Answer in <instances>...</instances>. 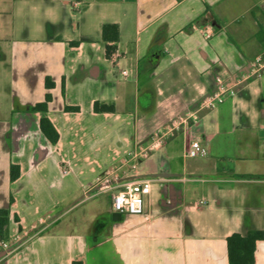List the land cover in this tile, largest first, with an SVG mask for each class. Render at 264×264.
I'll return each mask as SVG.
<instances>
[{"label":"crops","instance_id":"0c3cea01","mask_svg":"<svg viewBox=\"0 0 264 264\" xmlns=\"http://www.w3.org/2000/svg\"><path fill=\"white\" fill-rule=\"evenodd\" d=\"M104 24L118 26L111 57ZM263 48L264 0H0V210L25 237L0 264H229V235L264 232V72L135 170L125 159ZM193 141L206 154L190 156ZM112 168L152 180L143 215L95 192Z\"/></svg>","mask_w":264,"mask_h":264},{"label":"built area","instance_id":"2783aa9c","mask_svg":"<svg viewBox=\"0 0 264 264\" xmlns=\"http://www.w3.org/2000/svg\"><path fill=\"white\" fill-rule=\"evenodd\" d=\"M77 4V3H76ZM244 65L240 66V68ZM264 72V48L249 61L248 71L244 76L235 75L233 81L227 78V73L219 72L215 75V83L212 89L199 101L187 108V110L171 121L165 128L159 129L151 135L148 145L140 146L126 159L132 170L137 168L138 158H146L153 151L157 150L165 142L170 133H177L179 130L188 129L191 125L197 124L205 111L212 110L225 102L229 95L235 93V88L244 80L260 76ZM126 74V71L123 72ZM188 154L190 156L204 155L206 149L199 141L191 142ZM67 172V170H64ZM152 180H126L116 168L100 176L93 188L96 193L110 191L112 194V210L121 216L143 215L145 213V196L152 190ZM21 245L14 246L11 238H0V250L3 255L10 254Z\"/></svg>","mask_w":264,"mask_h":264},{"label":"trees","instance_id":"16d2710c","mask_svg":"<svg viewBox=\"0 0 264 264\" xmlns=\"http://www.w3.org/2000/svg\"><path fill=\"white\" fill-rule=\"evenodd\" d=\"M118 26L116 24H104L103 36L106 44V56L111 57L116 50L115 42L118 41ZM112 41L114 43L109 44ZM147 63V59H143L141 62L140 70H144V64ZM47 88L53 87V82L46 79ZM52 96L50 93L46 94L45 100L36 104L33 110L45 111L48 108V103L51 101ZM77 110V108H71ZM94 110L96 112L114 111L113 105L102 104L96 101L94 104ZM40 128L44 135L53 143L59 139V133L52 122L43 117L40 121ZM19 176V167H12V179H16ZM8 225H9V210H0V238L8 237ZM264 239V232L261 230H250L246 235L239 233H232L227 237L228 258L229 264H254L255 262V245L257 240ZM73 264H83L81 261H74Z\"/></svg>","mask_w":264,"mask_h":264},{"label":"rangeland","instance_id":"374dc122","mask_svg":"<svg viewBox=\"0 0 264 264\" xmlns=\"http://www.w3.org/2000/svg\"><path fill=\"white\" fill-rule=\"evenodd\" d=\"M110 192V191H108ZM103 193H106V192H103ZM103 193H100V194H103ZM108 194L107 195H104L102 198H101V202H103V204L106 206V208L109 206V203H108ZM7 238H11L13 240V243H14V246H17V245H21L24 238L25 237H22L16 230V228H14L13 230V233L11 236H9V233H8V237Z\"/></svg>","mask_w":264,"mask_h":264},{"label":"water","instance_id":"95a60500","mask_svg":"<svg viewBox=\"0 0 264 264\" xmlns=\"http://www.w3.org/2000/svg\"><path fill=\"white\" fill-rule=\"evenodd\" d=\"M114 214H115L116 216H121L120 214H118V213H116V212H115Z\"/></svg>","mask_w":264,"mask_h":264}]
</instances>
